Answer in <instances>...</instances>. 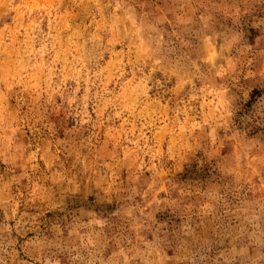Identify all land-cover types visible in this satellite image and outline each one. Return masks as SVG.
Segmentation results:
<instances>
[{
    "label": "clouds",
    "instance_id": "1",
    "mask_svg": "<svg viewBox=\"0 0 264 264\" xmlns=\"http://www.w3.org/2000/svg\"><path fill=\"white\" fill-rule=\"evenodd\" d=\"M0 264H264V0H0Z\"/></svg>",
    "mask_w": 264,
    "mask_h": 264
}]
</instances>
